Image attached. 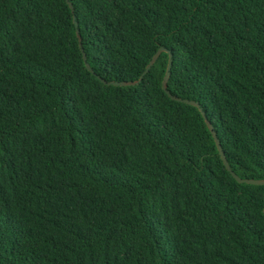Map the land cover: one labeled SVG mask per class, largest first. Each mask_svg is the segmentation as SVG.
<instances>
[{
	"label": "trees",
	"instance_id": "obj_1",
	"mask_svg": "<svg viewBox=\"0 0 264 264\" xmlns=\"http://www.w3.org/2000/svg\"><path fill=\"white\" fill-rule=\"evenodd\" d=\"M68 1L0 0V264H264V184L161 87L264 179V0Z\"/></svg>",
	"mask_w": 264,
	"mask_h": 264
},
{
	"label": "water",
	"instance_id": "obj_2",
	"mask_svg": "<svg viewBox=\"0 0 264 264\" xmlns=\"http://www.w3.org/2000/svg\"><path fill=\"white\" fill-rule=\"evenodd\" d=\"M68 2V5L69 7L72 9V4L66 0ZM73 10V9H72ZM78 33V30L76 31ZM79 41H80V37L78 38ZM168 52V50L164 47H160L156 52L155 54L152 56L151 60L149 61V63L147 64L146 68L144 69V71L142 72V74L139 76V78L137 80H127V81H115V80H112V81H106L100 77H98L100 79L101 82H103L104 84H108V85H116V86H130V85H135L137 84L142 76L147 72V70L152 66V64L155 62V60L157 59V57L159 56V54L161 52ZM169 56H168V63H167V67H166V71H165V74H164V77L162 79V82H161V87L162 89L165 91V93L173 100H177V101H181V102H184L186 104H190V105H193L195 107H197L203 118H204V121L209 129V131L211 132L213 138H214V141H215V144L217 146V149H218V152H219V155L226 167V169L231 173V175L238 181V182H244V183H249V184H257V185H261V184H264V179H251V178H240L238 177L230 168L229 166V163L225 157V154L223 152V149H222V146L220 144V141L217 137V134L213 128V125L212 123L208 120L205 112L202 110V108L200 107L199 103L194 101V100H189V99H183V98H179V97H176L174 95H172L169 90L167 89V81H168V77H169V73H170V68H171V53H168ZM82 56H83V60H84V63H85V67L91 71L92 73H94L91 69V67L89 66L87 60H86V55L82 49ZM263 213H264V208H263Z\"/></svg>",
	"mask_w": 264,
	"mask_h": 264
}]
</instances>
